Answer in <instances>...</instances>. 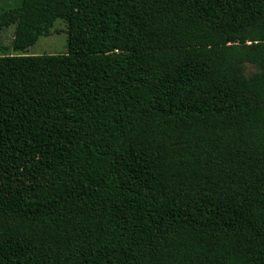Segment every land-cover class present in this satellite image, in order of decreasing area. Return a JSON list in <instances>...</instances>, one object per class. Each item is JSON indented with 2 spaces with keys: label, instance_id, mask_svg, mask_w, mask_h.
Masks as SVG:
<instances>
[{
  "label": "trees",
  "instance_id": "obj_1",
  "mask_svg": "<svg viewBox=\"0 0 264 264\" xmlns=\"http://www.w3.org/2000/svg\"><path fill=\"white\" fill-rule=\"evenodd\" d=\"M62 19L65 53L27 54ZM0 53V264H264V0H19Z\"/></svg>",
  "mask_w": 264,
  "mask_h": 264
},
{
  "label": "rangeland",
  "instance_id": "obj_2",
  "mask_svg": "<svg viewBox=\"0 0 264 264\" xmlns=\"http://www.w3.org/2000/svg\"><path fill=\"white\" fill-rule=\"evenodd\" d=\"M19 0H0V12L15 7ZM15 26L12 25L6 29L0 30V53L2 47H7L10 53H16L11 46L14 37ZM68 50V28L64 20L58 19L55 22L52 33L47 36H41L39 40L30 46L25 53L27 54H45V53H65Z\"/></svg>",
  "mask_w": 264,
  "mask_h": 264
}]
</instances>
